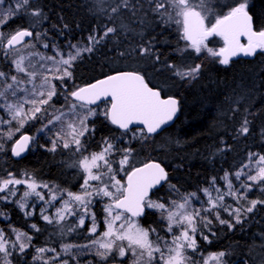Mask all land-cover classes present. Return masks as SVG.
<instances>
[{"label":"snow or ice","instance_id":"1","mask_svg":"<svg viewBox=\"0 0 264 264\" xmlns=\"http://www.w3.org/2000/svg\"><path fill=\"white\" fill-rule=\"evenodd\" d=\"M86 7L93 26L73 42L67 37L81 25L61 16L46 27L39 0H0V157L21 158L38 145L67 155L62 167L79 181L73 190L28 170H0V264H230L228 250L206 252L201 242L212 243L217 225L243 230L264 208V198L249 196H264V151L248 149L194 191L172 183L162 162L141 157L179 111L169 92L199 80L204 60L228 66L264 55V29L255 27L248 0H90ZM172 32L176 60L162 47ZM213 38L222 44L210 46ZM97 54L108 71L79 83L77 69ZM223 115L239 141L264 112L241 109L238 98ZM259 137L264 144V125ZM231 149L221 138L210 158ZM9 204L24 227L11 222ZM81 230L86 242H66Z\"/></svg>","mask_w":264,"mask_h":264},{"label":"trees","instance_id":"2","mask_svg":"<svg viewBox=\"0 0 264 264\" xmlns=\"http://www.w3.org/2000/svg\"><path fill=\"white\" fill-rule=\"evenodd\" d=\"M39 3L50 17V23L46 24V27H50L51 23H59L61 16L70 24L81 25L78 29L74 28L72 35L67 37L73 42L86 36L93 26L94 19L86 7L90 0H39ZM248 4L255 27L258 30L264 29V0H248ZM17 24H24L23 19L11 22L12 27ZM175 35V32H172L167 37L171 43L162 46L166 50L165 55L171 60L177 59L174 52L177 47ZM64 39L61 37L60 41L64 42ZM215 39L217 38H213L212 41ZM215 45L210 44L212 47ZM113 54L109 52V56ZM203 63L205 65L201 75L203 85L199 86L200 78L190 85L173 87L169 92L179 100L177 117L166 128L167 130L155 139L153 145L144 150L146 156L141 157V160L148 157L162 162L169 171L171 182L177 184L181 191H194L198 185L205 182L207 177L222 175V170L238 164L248 149L264 151V144L259 137L260 127L264 125V116L258 115L254 120L253 135L246 140L240 138L237 141L231 138L233 122L226 120L223 115L228 110L229 104L238 98L241 109L247 106L258 113L264 112V55L250 59L238 58L228 66L212 63L209 60H204ZM108 67L107 61L100 54L90 60L86 58L77 69L78 82L83 84L102 77L108 71ZM249 71L252 73L254 85L252 88L247 86V90L242 91L245 94L243 95L238 89L239 85L243 84L241 75ZM97 126L101 134H107V129L102 124ZM24 131L31 134L30 129ZM221 138L232 145L231 151L226 155H215L210 158V153L215 152ZM44 143L40 141V144ZM36 147L18 160L0 157V170L5 166L17 173L28 170L40 179L69 187L72 180L68 174L69 170L62 167L63 156L51 155L39 146ZM161 153L163 158L165 157L164 160L158 156ZM166 192L167 188H164L160 195ZM255 195L254 192L249 194L251 198H264ZM4 210L11 217L13 224L17 227L25 226L24 218L14 205L9 204ZM152 220L154 219L146 217L142 222L147 226ZM215 231L217 235L210 237L212 243H207L204 250L210 249L212 252L228 250L230 264H244L245 260L248 264H257L255 256L259 252L258 246L264 234V208H260L245 221L243 230H240L239 225L234 231H228L223 226L217 225ZM42 238L44 237L37 241L38 244L43 242ZM201 243L204 246V242Z\"/></svg>","mask_w":264,"mask_h":264},{"label":"rangeland","instance_id":"3","mask_svg":"<svg viewBox=\"0 0 264 264\" xmlns=\"http://www.w3.org/2000/svg\"><path fill=\"white\" fill-rule=\"evenodd\" d=\"M218 40V41H217ZM211 43H213V44H219L217 47H219L221 44H222V42L221 41H219V38H217V39H215V41H211L210 42V44ZM216 45L215 46H213V47H216ZM241 79H242V81H243V84H240L239 85V87H238V89H239V91L242 93V91H244V90H247V86H250L251 88H252V86L254 85V84H252V73L249 71L248 73H246V74H244V73H242V75H241ZM198 83V82H197ZM201 85H203V78L201 77V79H200V81H199V86H201ZM226 86L229 88V85L228 84H226ZM180 88L182 87V86H179ZM243 95H245L244 93H242ZM208 96L210 97V95L208 94ZM217 97V96H216ZM214 98V97H213ZM223 101V100H222ZM224 103V102H223ZM25 129H30L31 131V134H35V129H33V128H25ZM40 141H43V142H47L46 141V139L45 138H40L39 139V144H40ZM38 146V145H37ZM37 147H35V149H36ZM158 149V148H157ZM159 150V149H158ZM157 150V151H158ZM157 151H156V153H157ZM51 155H54V154H52L51 153ZM58 157L59 156H63V162L64 161H66L67 159H68V157H67V155H61V154H56ZM143 156H146V153L143 155ZM159 157H161L163 160H164V158H163V155H162V153L161 154H159L158 155ZM58 159H60V158H58ZM61 160V159H60ZM59 160V161H60ZM66 170H67V168H65ZM173 169H175V167H173ZM69 170V169H68ZM67 170V171H68ZM177 170V169H176ZM22 172V171H21ZM71 172H72V170H69L68 171V174H69V176H70V180H72V183H71V185L69 186V187H71L72 188V186H73V190H78V183H79V181H78V178H77V176H75V175H72L71 174ZM40 178V177H39ZM42 179V178H41ZM43 180V179H42ZM62 185V184H61ZM64 186H67V185H64ZM254 193H256V195L257 196H260L261 194L259 193V192H254ZM249 194H253V193H249ZM255 195V196H256ZM262 197H264V196H262ZM97 212L99 213V209H97ZM41 224H42V222H41ZM45 227H48V226H45ZM45 239V237L44 238H42V240H44ZM86 239H87V237H86V235H84L83 234V230H81V234H77V233H73L72 235H70L69 237H67V240H66V242H73V243H84V242H86ZM206 245H207V243H204V246L202 245V248L204 249V248H206ZM258 249H259V252H257L256 253V256H255V260H256V263L257 264H264V248H261L260 247V245L258 246ZM206 252H212V251H210V249L208 250V251H206ZM91 257H83V259H90Z\"/></svg>","mask_w":264,"mask_h":264},{"label":"water","instance_id":"4","mask_svg":"<svg viewBox=\"0 0 264 264\" xmlns=\"http://www.w3.org/2000/svg\"><path fill=\"white\" fill-rule=\"evenodd\" d=\"M240 58L249 59V58H246V57H240ZM234 59H237V58H234ZM177 113H178V112H177ZM176 117H177V114H176ZM176 117H174L173 121L170 122V124L167 125L166 128H168V127H169V126L175 121ZM25 155H26V153L24 154V156H25ZM24 156H22V157H24ZM22 157H21V158H22ZM13 159L18 160V159H20V158H13Z\"/></svg>","mask_w":264,"mask_h":264},{"label":"flooded vegetation","instance_id":"5","mask_svg":"<svg viewBox=\"0 0 264 264\" xmlns=\"http://www.w3.org/2000/svg\"><path fill=\"white\" fill-rule=\"evenodd\" d=\"M99 78H102V77H99ZM92 81H93V80H92ZM148 218H149V219H155V217H154V216H151V215L148 216ZM144 225H145V224H144ZM145 226H146V225H145Z\"/></svg>","mask_w":264,"mask_h":264}]
</instances>
